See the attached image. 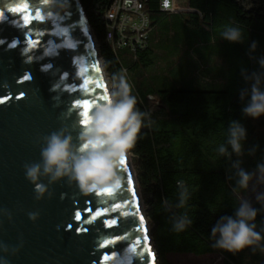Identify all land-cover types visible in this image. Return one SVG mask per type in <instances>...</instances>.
<instances>
[{
	"label": "water",
	"instance_id": "1",
	"mask_svg": "<svg viewBox=\"0 0 264 264\" xmlns=\"http://www.w3.org/2000/svg\"><path fill=\"white\" fill-rule=\"evenodd\" d=\"M0 40V264H159L128 154L111 194L49 183L41 169L37 200L25 177V163H42L43 137L63 130L75 143L82 105L110 88L81 1L0 0Z\"/></svg>",
	"mask_w": 264,
	"mask_h": 264
},
{
	"label": "trees",
	"instance_id": "2",
	"mask_svg": "<svg viewBox=\"0 0 264 264\" xmlns=\"http://www.w3.org/2000/svg\"><path fill=\"white\" fill-rule=\"evenodd\" d=\"M80 1L111 83L113 75L123 70L137 98V108L148 114L130 152L154 225L152 237L159 264H172L167 259L170 252L219 253L223 264H264V254L259 251L254 254L246 249L233 255L214 248L211 239L216 220L232 215L237 207L231 193L235 181L229 180L235 175L231 163L236 157L229 159L215 151L225 139L230 120H239L247 129L248 148L259 146L255 156L243 157L241 166L254 171L258 163L264 162L263 123L243 117L239 98L240 90L247 87L242 70L258 71V61L264 57V0H216L227 7L229 24L212 29L203 27L200 13L165 12L160 0H141L150 18L146 40L140 45L128 41L121 46L115 44L121 37L116 30L112 42L106 37L109 23L105 14L112 0ZM156 21L159 26H155ZM229 26L241 29L242 43L232 44L221 38ZM163 32L168 40H176L180 51L170 55L168 62L173 65H168L166 72H156L149 68H160L154 55L155 44L163 41L159 39ZM252 42L257 45L255 50ZM160 63L166 65L162 58ZM177 180H184L192 193L188 211L193 221L178 235L170 231V214L160 207L162 199L178 203ZM255 223L264 236V211Z\"/></svg>",
	"mask_w": 264,
	"mask_h": 264
},
{
	"label": "clouds",
	"instance_id": "3",
	"mask_svg": "<svg viewBox=\"0 0 264 264\" xmlns=\"http://www.w3.org/2000/svg\"><path fill=\"white\" fill-rule=\"evenodd\" d=\"M221 38L229 43H242L243 34L239 27L229 26L221 33ZM257 47L252 42L251 48ZM259 70L247 72L241 76L247 87L239 92L243 117L258 120L264 117V57L258 61ZM148 114L137 108V98L123 70L112 77L109 91L101 103L93 106L88 123L76 136L58 130L43 137L44 146L40 149L42 163H25L26 179L34 185L35 199L40 200L47 191L39 182L41 169L49 177V183L67 178L75 183L80 192L88 195L106 189H116L121 184L119 169L121 161L137 141L143 122ZM247 129L239 120L228 122L225 139L215 151L219 156L231 159V169L235 175L229 176L235 183L231 193L237 201L232 215H222L211 227L213 247L231 253H241L251 249L264 254V236L256 229V218L264 211V162L258 163L254 171L242 167L243 157L255 156L258 145L247 146ZM178 191L172 203L162 199L160 207L170 214V231L174 234L185 232L193 223L189 216L188 202L191 191L184 180H177ZM251 190V197L243 193ZM259 205V208L256 206ZM37 214L29 213V219L35 221Z\"/></svg>",
	"mask_w": 264,
	"mask_h": 264
},
{
	"label": "rangeland",
	"instance_id": "4",
	"mask_svg": "<svg viewBox=\"0 0 264 264\" xmlns=\"http://www.w3.org/2000/svg\"><path fill=\"white\" fill-rule=\"evenodd\" d=\"M186 2H187V0H176V5H175L176 7L173 11H176L178 9V7L187 6ZM196 2L194 3V5H192V8L193 9L194 8L201 9V13L203 14L202 25L206 29H210L209 24H212V25L218 24L217 22L214 21L215 16H217L218 18H222V16L224 17L225 13H227V11H228V10L227 11L220 10V9H222V6H219L220 8H218V7L216 8V7H214V5L212 6L210 4H203V6H202V4L200 2L199 3L198 2L196 3ZM160 19H162V17ZM159 24L160 23L158 21H156L155 26H159ZM221 24H225V23L220 22V24H218V25H221ZM160 38H162L163 41L155 44V55H154V58H156V60H155L156 63L159 62V64H160V68H158V69L151 68V67L150 68L148 67V68H149V70L156 71V72H166L167 66L173 65L172 63L168 62V59H170V55H177L180 50H179V48H177L176 40H172V41L168 40L166 38L165 32H163L162 34H159V39ZM163 53H164V55H163ZM201 53L204 55H209L207 51H203ZM160 58H162L164 60V62H166V65L164 67H162V64L160 63ZM179 58H181V56H179ZM105 71H106V69H105ZM107 78H108V84L110 87L111 81H110L109 75L107 76ZM256 121L259 122V124L263 123V126H262L263 128L260 127L261 130L259 129L260 131H263V129H264V117H262ZM131 157H132V161H133V154L131 155ZM132 165H133V163H132ZM133 168H134V166H133ZM251 195H252L251 190H249L245 196L251 197ZM145 209L147 211L146 215H147L148 223H149L150 228L152 229V232H153L154 225H153V223H151V220L149 219L148 209H147L146 204H145ZM167 259L172 264H223V257L219 253H208V254L198 255V254H191V253H185V252H170V253H167Z\"/></svg>",
	"mask_w": 264,
	"mask_h": 264
},
{
	"label": "built area",
	"instance_id": "5",
	"mask_svg": "<svg viewBox=\"0 0 264 264\" xmlns=\"http://www.w3.org/2000/svg\"><path fill=\"white\" fill-rule=\"evenodd\" d=\"M162 10L175 8L174 0H160ZM105 18L109 23L106 31L108 41L114 40V31L116 30L121 36L115 42L121 46L126 42L133 45L142 44L145 40V27L150 21L149 15L144 11L141 0H112Z\"/></svg>",
	"mask_w": 264,
	"mask_h": 264
},
{
	"label": "crops",
	"instance_id": "6",
	"mask_svg": "<svg viewBox=\"0 0 264 264\" xmlns=\"http://www.w3.org/2000/svg\"><path fill=\"white\" fill-rule=\"evenodd\" d=\"M196 1L198 3L200 2L202 4V6H203V4H210L212 6L214 5V7H216V8L217 7L220 8L219 6H222V9H220V10H223V11H227L228 10L227 7H225L224 5L220 4L216 0H187V2H186V5L187 6L178 7V9L176 11H178V10H182V11H192V12H195V13H200L201 17H203V14L201 13V9H199V8H194L193 9L192 8V5H194V3ZM175 5H176V0H175ZM214 21L217 22L218 24H220V22L225 23V24H221V25H218V24H216V25L209 24L210 29H212V28H222V27L228 25L229 24V13H228V11H227V13H225L224 17L222 16V18H218L217 16H215L214 17Z\"/></svg>",
	"mask_w": 264,
	"mask_h": 264
},
{
	"label": "snow or ice",
	"instance_id": "7",
	"mask_svg": "<svg viewBox=\"0 0 264 264\" xmlns=\"http://www.w3.org/2000/svg\"><path fill=\"white\" fill-rule=\"evenodd\" d=\"M10 10H12V11H22L23 9H20V8H13V9H10ZM37 16H38V14H37ZM27 19V18H26ZM0 42H2V40H0ZM11 47H14L15 45L13 44V45H10ZM30 79V77L29 76H27V75H25L24 76V80H29ZM104 97H102V99H103ZM82 107L84 108V112H83V124H87L88 123V117H89V112H90V109L91 108H93V106L92 105H89L88 103H85L84 105H82ZM123 164H125V160H122L121 161V165H123ZM117 187H119V185L117 186ZM106 191L109 193V194H111V192H112V189H106ZM79 215V214H78ZM112 223H115V221H113ZM109 227H111V224L109 225Z\"/></svg>",
	"mask_w": 264,
	"mask_h": 264
},
{
	"label": "bare ground",
	"instance_id": "8",
	"mask_svg": "<svg viewBox=\"0 0 264 264\" xmlns=\"http://www.w3.org/2000/svg\"><path fill=\"white\" fill-rule=\"evenodd\" d=\"M175 8H168V9H165V10H163V11H173ZM149 24H150V21L149 22H147V24H146V27H145V37H146V35H147V31H148V29H149ZM105 80H106V82H108V78H107V75H106V77H105ZM109 85V84H108ZM128 155H129V158L132 160V157H131V153L129 154V153H127Z\"/></svg>",
	"mask_w": 264,
	"mask_h": 264
}]
</instances>
